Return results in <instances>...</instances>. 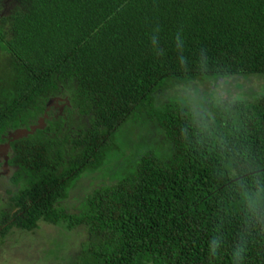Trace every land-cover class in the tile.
I'll return each instance as SVG.
<instances>
[{
	"label": "trees",
	"instance_id": "1",
	"mask_svg": "<svg viewBox=\"0 0 264 264\" xmlns=\"http://www.w3.org/2000/svg\"><path fill=\"white\" fill-rule=\"evenodd\" d=\"M253 79L264 0H0V148L8 182L26 184L1 240L45 221L82 237L74 264H264V84L240 82ZM224 85L241 93L222 100ZM130 118L154 143L59 210Z\"/></svg>",
	"mask_w": 264,
	"mask_h": 264
},
{
	"label": "rangeland",
	"instance_id": "2",
	"mask_svg": "<svg viewBox=\"0 0 264 264\" xmlns=\"http://www.w3.org/2000/svg\"><path fill=\"white\" fill-rule=\"evenodd\" d=\"M240 82L243 85L245 84L246 87L257 88L256 90L264 84V81L257 79L240 80ZM209 86L211 84L200 85L202 89L209 88ZM218 91L220 92L219 98L222 100H231L235 98V93H241L237 89L229 87V85L221 86ZM178 93L179 91L173 92L164 96L162 100L158 99L157 102L161 100L163 105H165V102H179L178 100L181 101V99L179 96L177 97ZM132 118L116 133L114 141L118 144L119 150L109 153L106 161L104 160L99 168H89L71 181L66 187L64 198L58 201L59 210L69 213L81 209L86 196L91 194L92 188L105 181L102 176L111 177V173L115 170L116 173H122L123 170L127 169H123L125 163L127 164L125 167L133 166L141 151H147L154 143L157 138V136H154L157 132L156 129L145 127L140 120L133 123ZM73 122L75 126H86L85 119L82 118ZM4 156L7 155L3 149H0V157L3 158ZM8 171H10V177L11 169H8ZM109 181L108 179L107 182ZM13 183L6 182L5 184L8 192H10V198L26 186L25 180H20L18 184ZM14 209V201H9L2 195L0 212L10 214L13 213ZM37 225L38 227L31 231L17 227L10 228L5 238V244H3V250L0 251V264H74L77 262L83 239L76 234V230L68 229L65 224L56 226L45 221H39Z\"/></svg>",
	"mask_w": 264,
	"mask_h": 264
},
{
	"label": "flooded vegetation",
	"instance_id": "3",
	"mask_svg": "<svg viewBox=\"0 0 264 264\" xmlns=\"http://www.w3.org/2000/svg\"><path fill=\"white\" fill-rule=\"evenodd\" d=\"M55 103V102H54ZM50 105H54L53 103H51ZM54 109V111H59L60 110V107L59 106H56L55 108H53ZM1 149V148H0ZM4 152H5V154L7 155V151H5L4 150ZM4 157H6V156H4ZM4 157L3 158H1L0 157V169H1V171H0V186H1V188H0V199L2 198V195H4V198L5 199H7V200H9V201H11L10 200V192H8V190H7V188H6V182H8L9 181V171H8V169H9V167L7 168L6 167V163H5V160H4ZM11 176V175H10ZM2 212V211H1ZM0 212V213H1ZM0 230H1V228H0ZM6 238V237H5ZM5 238L4 239H2L1 240V238H0V251H2L3 250V244H5Z\"/></svg>",
	"mask_w": 264,
	"mask_h": 264
},
{
	"label": "water",
	"instance_id": "4",
	"mask_svg": "<svg viewBox=\"0 0 264 264\" xmlns=\"http://www.w3.org/2000/svg\"><path fill=\"white\" fill-rule=\"evenodd\" d=\"M41 123H42V121H41ZM29 133H30L29 131H20V132H17L16 134H14L12 138H13V140H15L21 136L28 135ZM6 148H9V145H6ZM6 158H9V152H7Z\"/></svg>",
	"mask_w": 264,
	"mask_h": 264
},
{
	"label": "crops",
	"instance_id": "5",
	"mask_svg": "<svg viewBox=\"0 0 264 264\" xmlns=\"http://www.w3.org/2000/svg\"><path fill=\"white\" fill-rule=\"evenodd\" d=\"M0 171H1V169H0Z\"/></svg>",
	"mask_w": 264,
	"mask_h": 264
}]
</instances>
